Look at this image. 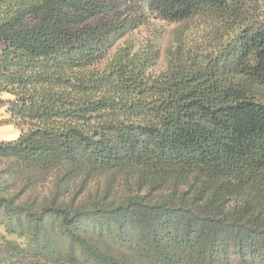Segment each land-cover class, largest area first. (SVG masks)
<instances>
[{"label": "trees", "instance_id": "obj_1", "mask_svg": "<svg viewBox=\"0 0 264 264\" xmlns=\"http://www.w3.org/2000/svg\"><path fill=\"white\" fill-rule=\"evenodd\" d=\"M1 108L0 264H264V0H0Z\"/></svg>", "mask_w": 264, "mask_h": 264}, {"label": "rangeland", "instance_id": "obj_2", "mask_svg": "<svg viewBox=\"0 0 264 264\" xmlns=\"http://www.w3.org/2000/svg\"><path fill=\"white\" fill-rule=\"evenodd\" d=\"M183 26L179 24H168L164 22H156V28H155V34L157 35L159 39V49H160V56L161 59L159 61L157 70H162L164 69L168 58L172 53L175 52L177 49V46L179 45L180 42V37L182 36V31H183ZM135 33H141L143 36L145 35L146 37L148 36L149 32L146 30H137L134 32ZM192 35V32H188L184 34V42L187 45L189 41V37ZM105 178L104 177H98L92 182V189L95 190L97 186L102 185L104 182ZM43 185V186H42ZM45 187H47V182L45 184H40L38 188L36 189V192L44 191ZM0 235H4L2 229L0 228ZM114 253H117V248L114 247Z\"/></svg>", "mask_w": 264, "mask_h": 264}, {"label": "crops", "instance_id": "obj_3", "mask_svg": "<svg viewBox=\"0 0 264 264\" xmlns=\"http://www.w3.org/2000/svg\"><path fill=\"white\" fill-rule=\"evenodd\" d=\"M8 119L4 108L0 109V121ZM19 136V131L12 125L1 124L0 125V141H13Z\"/></svg>", "mask_w": 264, "mask_h": 264}]
</instances>
